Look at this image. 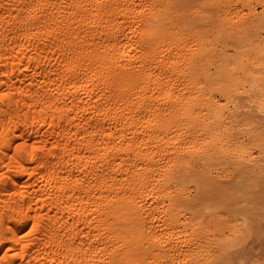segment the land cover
I'll use <instances>...</instances> for the list:
<instances>
[{"label": "bare ground", "instance_id": "1", "mask_svg": "<svg viewBox=\"0 0 264 264\" xmlns=\"http://www.w3.org/2000/svg\"><path fill=\"white\" fill-rule=\"evenodd\" d=\"M0 264H264V0H0Z\"/></svg>", "mask_w": 264, "mask_h": 264}]
</instances>
